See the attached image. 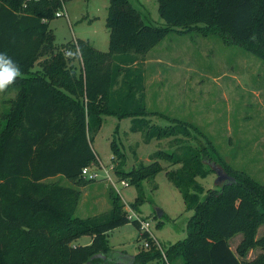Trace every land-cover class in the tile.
<instances>
[{
    "label": "trees",
    "instance_id": "obj_1",
    "mask_svg": "<svg viewBox=\"0 0 264 264\" xmlns=\"http://www.w3.org/2000/svg\"><path fill=\"white\" fill-rule=\"evenodd\" d=\"M70 1L0 0V54L21 72L8 86L16 89V99L0 119V264H168L176 259L183 264H264V237L254 239L264 223V186L233 175L234 182L200 199L196 178L207 170L203 155L190 147L172 154L157 151L152 163L124 171L125 157L111 143L118 182L128 180L140 189L142 181L163 170L158 160L180 167L166 173L192 212L182 241L158 247L139 232L137 221L127 218L112 191L110 211L84 219L74 215L79 188L95 181L82 176V170L98 164L92 140L104 116L131 118L130 132L140 133L147 144L188 134L186 124L179 130L177 122L161 128L145 119L165 116L146 108L138 66L144 56L170 33L205 30L264 61V0H157L164 27L145 24L129 0H108L107 52L79 39L55 47L48 23ZM76 60L79 69L72 64ZM36 63L39 70L32 73ZM59 176L76 188L49 182ZM128 223L138 241L148 242L133 261L112 253L105 239ZM237 235L242 239L233 252L230 240ZM83 236L90 243L77 245ZM255 248L258 254L246 259Z\"/></svg>",
    "mask_w": 264,
    "mask_h": 264
},
{
    "label": "rangeland",
    "instance_id": "obj_2",
    "mask_svg": "<svg viewBox=\"0 0 264 264\" xmlns=\"http://www.w3.org/2000/svg\"><path fill=\"white\" fill-rule=\"evenodd\" d=\"M129 2L141 14L145 24L165 26L157 0ZM108 6V0L67 2L64 5L66 17H55L48 23L54 34L55 47L60 50L63 45L79 39L100 52H107ZM203 32L170 33L138 64L144 76L147 110L165 116L152 115L145 119L161 128L175 127L178 123L176 128L179 130V124H186L188 134L152 140L147 144L140 133L130 132L131 118L104 116L101 128L92 140L98 157L94 168L101 179L79 188L75 217L84 219L110 211L112 191L123 204L126 215L135 214L150 221L152 235L161 248L186 237V224L192 212L186 211L180 192L166 173H174L180 167L158 160L163 170L152 179L142 181L140 189L135 186L137 183L130 184L128 180L125 181L128 187H121L114 169L109 172L113 186L103 178V171H108L112 165V142L125 157L124 171L152 163L150 157L157 151L172 154L181 147L194 149L203 155L207 170L205 177L196 178L202 191L200 199L209 190H217L225 183L216 182V171L219 170L232 178L233 175H245L264 186V61L242 46L225 43L219 36ZM38 64L33 66L32 73L39 70ZM72 64L76 69L81 67L79 60ZM16 94V89L9 87L0 92V119L8 111L11 101L16 99ZM49 182L76 188L62 176ZM136 200L139 203L133 207ZM158 212L163 213L160 218L156 216ZM263 237L264 223L256 229L254 239ZM105 239L116 254L134 256L144 245L143 240L138 241V232L132 223L108 232ZM241 239L242 236L237 235L230 240L233 252ZM89 242L90 238L83 236L75 243L85 246ZM258 252L256 248L249 250L246 259L254 258ZM168 264L183 262L176 259Z\"/></svg>",
    "mask_w": 264,
    "mask_h": 264
},
{
    "label": "built area",
    "instance_id": "obj_3",
    "mask_svg": "<svg viewBox=\"0 0 264 264\" xmlns=\"http://www.w3.org/2000/svg\"><path fill=\"white\" fill-rule=\"evenodd\" d=\"M62 9H63V11H58L55 14L56 17H66V13L64 12V5L62 6ZM94 167L95 166H91L89 168L83 169L82 170V176H84L87 179H91V180L101 179V178H99V174L97 172V169H95ZM113 168L114 167L112 165H110L108 171L106 170L107 172L105 170L103 171L104 172V175H105L103 178H105L106 180H108L112 185L114 183H113L111 177L109 176V172L110 171H113ZM119 183H120L121 187H123V188L128 187V184H126L125 181H122V182H119ZM127 218L129 220H135V221H137L138 224H139V229H140L139 232L141 234H146L147 237L149 239H151L159 247L158 242L155 240V238L153 237L152 232L150 230V221H146L145 219H141L139 216H136L135 214L132 215L131 217L127 215ZM143 247H146V248L148 247V242L146 240L144 241Z\"/></svg>",
    "mask_w": 264,
    "mask_h": 264
},
{
    "label": "clouds",
    "instance_id": "obj_4",
    "mask_svg": "<svg viewBox=\"0 0 264 264\" xmlns=\"http://www.w3.org/2000/svg\"><path fill=\"white\" fill-rule=\"evenodd\" d=\"M20 75L19 66L6 55L0 54V92H4Z\"/></svg>",
    "mask_w": 264,
    "mask_h": 264
},
{
    "label": "water",
    "instance_id": "obj_5",
    "mask_svg": "<svg viewBox=\"0 0 264 264\" xmlns=\"http://www.w3.org/2000/svg\"><path fill=\"white\" fill-rule=\"evenodd\" d=\"M216 182H234V179L227 175L226 173H224L223 171L219 170V171H216ZM163 215L162 212H158L157 213V218H160L161 216ZM103 259H105V257L102 256ZM129 261H133L134 258L131 257V258H128Z\"/></svg>",
    "mask_w": 264,
    "mask_h": 264
},
{
    "label": "crops",
    "instance_id": "obj_6",
    "mask_svg": "<svg viewBox=\"0 0 264 264\" xmlns=\"http://www.w3.org/2000/svg\"><path fill=\"white\" fill-rule=\"evenodd\" d=\"M76 40H77V39H76ZM90 241H91V239H90ZM89 243H90V242H89ZM89 243H88V244H89ZM120 254H121V256H122V259L127 260V261H129L128 258H131V257L134 258V256H135V255H134V256H129V255H127V254H123V253H120Z\"/></svg>",
    "mask_w": 264,
    "mask_h": 264
}]
</instances>
